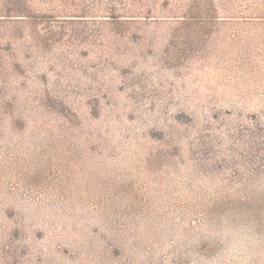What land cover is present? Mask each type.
Masks as SVG:
<instances>
[{
    "label": "rangeland",
    "instance_id": "rangeland-1",
    "mask_svg": "<svg viewBox=\"0 0 264 264\" xmlns=\"http://www.w3.org/2000/svg\"><path fill=\"white\" fill-rule=\"evenodd\" d=\"M0 264H264V0H0Z\"/></svg>",
    "mask_w": 264,
    "mask_h": 264
}]
</instances>
